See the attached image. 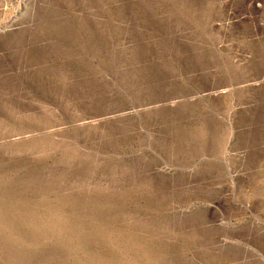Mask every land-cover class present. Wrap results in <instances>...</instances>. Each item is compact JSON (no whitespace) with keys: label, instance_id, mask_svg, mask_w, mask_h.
<instances>
[{"label":"rangeland","instance_id":"obj_1","mask_svg":"<svg viewBox=\"0 0 264 264\" xmlns=\"http://www.w3.org/2000/svg\"><path fill=\"white\" fill-rule=\"evenodd\" d=\"M0 264H264V0H0Z\"/></svg>","mask_w":264,"mask_h":264}]
</instances>
